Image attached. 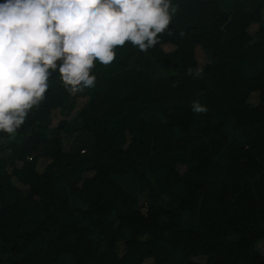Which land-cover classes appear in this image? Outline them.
Returning a JSON list of instances; mask_svg holds the SVG:
<instances>
[{"label": "trees", "instance_id": "16d2710c", "mask_svg": "<svg viewBox=\"0 0 264 264\" xmlns=\"http://www.w3.org/2000/svg\"><path fill=\"white\" fill-rule=\"evenodd\" d=\"M0 264H264V0H0Z\"/></svg>", "mask_w": 264, "mask_h": 264}, {"label": "rangeland", "instance_id": "374dc122", "mask_svg": "<svg viewBox=\"0 0 264 264\" xmlns=\"http://www.w3.org/2000/svg\"><path fill=\"white\" fill-rule=\"evenodd\" d=\"M29 45H31L30 43H28V46ZM32 57H33V59L34 60H37L36 58V56L34 55V54H32ZM47 60V59H46ZM71 80V79H70ZM33 85L31 86H29L28 88L29 89H33ZM71 91H72V93L73 94H76V95H83L85 92H86V89L85 88H83V87H81V86H79L78 84H77V82L76 83H74V84H72V86H71ZM54 120H56V119H54ZM129 179H127V181H128ZM126 180H123V179H120V182L122 183V184H124L125 183V185H127V186H129V188H132L133 187V181L132 182H127Z\"/></svg>", "mask_w": 264, "mask_h": 264}]
</instances>
